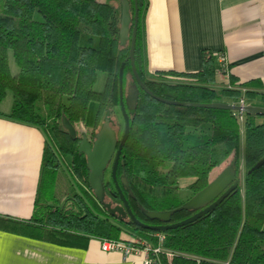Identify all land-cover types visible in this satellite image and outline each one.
<instances>
[{
	"label": "trees",
	"instance_id": "obj_1",
	"mask_svg": "<svg viewBox=\"0 0 264 264\" xmlns=\"http://www.w3.org/2000/svg\"><path fill=\"white\" fill-rule=\"evenodd\" d=\"M138 0L136 69L154 94L174 101L212 103L240 98L264 106L259 80L216 86L217 54L201 52L202 69L194 73L147 74L144 65L143 16ZM132 36L134 0H130ZM120 13L100 0H0V105L11 91L9 111L0 116L35 125L47 133L33 214L18 221L0 217V228L70 247H86L91 238L133 241L140 236L156 242L155 233L129 216L117 218L97 200L89 185L86 155L78 151L83 133L92 144L105 118L120 138L119 68L135 81L129 57L131 41H119ZM12 50L18 72L9 68ZM107 74L101 91L94 85ZM169 75L185 79L172 80ZM245 89V91L242 90ZM130 130L117 166V181L136 216L159 225L140 210H174L203 189L211 173L232 165L238 186L215 209L164 231L163 246L174 252L160 264H264V116L245 114L243 130L234 109L167 104L139 89L137 107L128 110ZM121 116V117H120ZM65 118L76 130L72 138ZM123 120V124L121 122ZM262 118L261 122L257 119ZM125 177L130 192L123 185ZM191 178L186 191L179 180ZM105 172V201L122 200ZM193 210H177L170 223Z\"/></svg>",
	"mask_w": 264,
	"mask_h": 264
},
{
	"label": "crops",
	"instance_id": "obj_2",
	"mask_svg": "<svg viewBox=\"0 0 264 264\" xmlns=\"http://www.w3.org/2000/svg\"><path fill=\"white\" fill-rule=\"evenodd\" d=\"M145 1L147 74L200 71L201 52L209 49L217 54V63L218 54L225 55L229 80H259L261 88L253 90L264 92V0ZM216 83L224 86L217 79ZM46 141L47 133L40 127L0 116V217L31 218ZM0 264L142 263L136 255L102 250L95 238L86 247H70L0 228Z\"/></svg>",
	"mask_w": 264,
	"mask_h": 264
},
{
	"label": "water",
	"instance_id": "obj_3",
	"mask_svg": "<svg viewBox=\"0 0 264 264\" xmlns=\"http://www.w3.org/2000/svg\"><path fill=\"white\" fill-rule=\"evenodd\" d=\"M120 3V27H119V41L121 45H124L127 40L130 39L131 45L129 49V59L132 67V72L135 81L130 83L126 88V94L124 96L123 89V71L125 62L120 65L119 68V84H120V109L124 119V132L119 138L115 129L110 125V118H105L99 131L95 134V138L92 144L89 142L85 133H83L82 140L79 143L78 151L86 155L87 166L89 169V185L92 189L97 200L107 209L108 213L119 219L129 216L130 219L137 225L157 231L164 232L178 226L189 223L196 218L204 215L208 211L216 208L234 189L238 186L236 180V171L232 165L223 168L209 183L200 191L195 193L185 203L174 210L167 211H149L140 205L142 213L150 220L162 221L163 224L152 225L144 223L136 218L133 214L127 199L122 192V189L117 181L116 171L118 162L120 159L122 148L128 138L130 130V120L128 110H135L137 107L139 89H143L153 98L167 103L191 107H207V108H223V109H238L239 106L234 104L217 101L212 103H200V102H181L169 100L154 94L149 90L140 77L136 65H135V44L138 25V0H134V23L132 36H129L130 24H131V10L130 0H119ZM246 114H254L264 116V106L256 104H246L244 106ZM63 127L69 132L72 138L76 137V130L65 118L62 120ZM264 163V158L258 161L250 171L257 169ZM110 167V174L115 182L117 191L120 194L122 205L118 204L112 206L111 202L105 201V187L104 179L105 172ZM123 185L130 192L128 183L125 177L121 178ZM193 210L195 213L179 222L170 223L172 214L177 210Z\"/></svg>",
	"mask_w": 264,
	"mask_h": 264
},
{
	"label": "built area",
	"instance_id": "obj_4",
	"mask_svg": "<svg viewBox=\"0 0 264 264\" xmlns=\"http://www.w3.org/2000/svg\"><path fill=\"white\" fill-rule=\"evenodd\" d=\"M216 69V79L219 84L231 88L232 85L229 80V66L226 62V57L223 53L218 54V64ZM167 78L172 80H182L185 78L169 75ZM240 108L234 109L239 119L241 126L244 122V106L247 104L245 98H240L237 103H233ZM156 242L144 240L139 237H135L133 241H123L114 239H102L100 240L101 249L104 251H115L121 254L132 256H139L142 264H160V257L165 256L167 259H171L174 255L172 250L166 249L163 246V241L166 236L163 232L155 233Z\"/></svg>",
	"mask_w": 264,
	"mask_h": 264
},
{
	"label": "rangeland",
	"instance_id": "obj_5",
	"mask_svg": "<svg viewBox=\"0 0 264 264\" xmlns=\"http://www.w3.org/2000/svg\"><path fill=\"white\" fill-rule=\"evenodd\" d=\"M100 1L109 2V3L114 4L117 7L118 13H120V3H119V0H100ZM144 13H145V10H144ZM129 40H127L124 45H128ZM8 62H9V68H10L11 72L13 74L16 73V72H18V66H17V64H16V62L14 60L12 50H9V53H8ZM106 76H107V74L105 72H103V71H100L99 72L98 79H97V81H96V83L94 85L95 90L101 91L103 89L104 84H105V80H106ZM127 84L129 85L130 83H129V79L126 78L125 85H127ZM10 107H11V91L9 90L7 92L6 97L4 98V100L2 101V103L0 105V110L7 112V111H9ZM121 122L123 124L122 118H121ZM241 129H243V126H241ZM110 167L111 166H109V168ZM223 168L224 167H219L217 169H214L212 171V173H211V178H214ZM184 179L187 180V181H184ZM191 181H192L191 178H188V179H186V178L180 179L179 180V182H180L179 183L180 188L182 190H185L186 191L187 184H188V182H191Z\"/></svg>",
	"mask_w": 264,
	"mask_h": 264
}]
</instances>
